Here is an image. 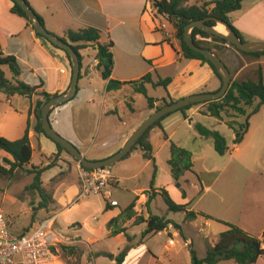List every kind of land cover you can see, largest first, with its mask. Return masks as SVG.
Segmentation results:
<instances>
[{
  "label": "rangeland",
  "instance_id": "374dc122",
  "mask_svg": "<svg viewBox=\"0 0 264 264\" xmlns=\"http://www.w3.org/2000/svg\"><path fill=\"white\" fill-rule=\"evenodd\" d=\"M243 5L244 8L251 5L256 6L251 18L247 21L252 27L264 28V0H246ZM240 15L241 11L235 12L233 18ZM167 24L169 29L173 31V25L170 22ZM249 38L251 37L248 36ZM95 46L92 45L91 50H82L81 52L84 57L83 77L79 81V91L73 98L74 104L79 105L76 108V113L82 124L80 129L71 128L67 124L69 120H64L59 113L51 115V124L55 130L79 149L84 148L77 144V140H87L91 143L94 138H97L99 132L103 134L119 129L122 122L132 115L130 106L136 108L143 117L146 115V97L128 86L122 93L107 94L106 108H116L118 115H112L109 120L100 119V104L98 103L106 94V83L98 71L85 75L88 64L93 61L92 49ZM234 50L237 51L235 48ZM242 55L247 62L258 60L250 55ZM225 58H227L230 71L232 70L233 73H236L238 68L245 64V61L237 64L234 59L228 60L230 54H225ZM262 60H264V56ZM260 65H262L264 77L263 61L261 64L256 63L247 67L239 79L252 78L257 80ZM149 67L151 66L148 63H143L131 73H126L120 67L117 70V76L137 78ZM142 68L143 70H141ZM169 71L171 70L161 69L159 73L164 77ZM149 95L161 97L165 95V90L161 86L150 87ZM92 99L96 101V106L91 105ZM4 104L2 103L0 107ZM258 104L259 100L253 106L247 107L248 113ZM194 107H199L203 113L207 109L205 104ZM202 114L197 115V121L211 129L218 130L227 139L230 150L227 154L220 155L216 152L212 139L201 137L193 127H185L186 133L176 136L174 141L179 142L180 146L193 153V172L187 173L183 178V181H188L184 183L188 194L187 199H183L181 191L175 187L173 180L170 182L167 177L166 173L170 174L167 160L169 146L165 152L167 155L161 153L158 157L157 167L158 171H161V176L160 180H155V186L160 185V183L164 185L163 187L169 185L170 187L167 189L170 190L176 202L187 203L191 201L190 208L195 211H202L216 219L237 224L253 236L261 238L264 231V105L260 106L258 113L250 117L249 128L244 134L243 141L238 144L234 141L237 136L235 129L239 128V124L247 121L246 116L238 114L231 108L223 112L222 118ZM63 115L68 117L69 113H63ZM57 119H60V122H57ZM230 123L236 126L231 128ZM120 147H114L100 153L94 152L89 154L88 158L109 153L114 154ZM235 147H240V149L237 150ZM40 154L41 152L35 149L32 158L34 165L32 166L28 165L19 169L12 175L0 173V209L4 211L7 219L11 222V229L15 232H22L25 228L30 229L38 225L42 220L53 218V229L67 243L59 245L56 257L50 264H116L114 260L104 255V251L118 254L128 244L126 236L124 234L116 236L115 231L128 223L126 207L134 193H137L138 196L133 200L136 203L134 208L136 216H134L135 223L131 225L130 234H137L133 235L132 244H136L142 239L141 233L144 227L138 224L140 222L137 218H144L148 214L145 202L147 200L146 192L151 189L152 167L144 168L146 159L138 150H134L129 157L112 166L113 171L120 178L119 182H111L113 198H116L120 203L116 208L107 210V201L102 195H89L82 198L79 197L78 193L73 198L78 187L77 184L70 186L66 195L63 196V205H59L54 195L56 192L59 194V192L66 190L69 183L78 181L73 166L79 162L66 151H59L47 160L41 158ZM63 154L65 155L63 159L68 163L69 169L64 168L59 171L55 167H57ZM50 162L53 163L54 168L45 174L46 184L42 185L44 193L49 196L45 202L39 191L30 187L34 181V174L28 170L33 166L44 167ZM197 176L201 178L204 186L202 194H200V182ZM60 181L64 184H67L68 181L69 183L67 185L61 184L59 191ZM137 205L139 210L136 208ZM150 208L154 214L174 220L182 226V233L170 225L166 229L168 233L157 234L147 241L151 249L172 255L175 264H192L190 247L196 249L199 257H204L206 246L208 244L214 245L219 234L228 229V226L222 222L207 219L200 215L195 220H185L184 212L168 210L161 195H157L151 201ZM169 239H173L174 243L170 244ZM72 240L76 241L70 243ZM167 244L169 248H167ZM166 258L171 260L169 256ZM163 261V264H168L167 259L164 258ZM137 263L139 260L136 259L134 264ZM139 264H152V261L144 257ZM220 264L236 263L229 261ZM256 264H264V255Z\"/></svg>",
  "mask_w": 264,
  "mask_h": 264
},
{
  "label": "crops",
  "instance_id": "0c3cea01",
  "mask_svg": "<svg viewBox=\"0 0 264 264\" xmlns=\"http://www.w3.org/2000/svg\"><path fill=\"white\" fill-rule=\"evenodd\" d=\"M28 1L32 5V7L43 17L47 29L60 37H67V32L69 30H79L90 26L98 28L101 32V43H106L109 41H112L114 43L112 51L114 53L115 66L111 76L113 79L120 81H134L142 78L149 72L152 73V78L155 82H157L160 78L172 77V81L168 85L167 89L163 87L165 90V95L161 97L151 96L157 100L155 103L156 106L161 105L162 99L164 98H173L174 100H178L195 93L214 92L217 91L221 86L220 80L216 77L213 69L208 63H204L199 59H186L182 56L180 42L175 36V28L173 31H171L169 29V25L167 24L169 20L165 16L156 15V11L153 8L151 0ZM210 1L213 0H189L188 4H202L204 2ZM13 5L14 2L12 0H0V50L5 55L16 56L21 67V75L18 77L19 81H22L30 86L37 87V92L46 91L50 94H61L65 92L71 84L73 72L71 60L68 58L67 53L61 48L54 46L51 42L43 39L42 37H39L37 33L27 25V21L23 17L12 12ZM255 7V5H251L247 8H244L243 5V8L239 10L241 11V15L239 17L233 18V13L235 12L231 13L230 17L234 25L241 30L247 40H264V28L252 27L247 21L249 18H251ZM160 33L161 35H159ZM199 36L201 35H197V39L199 40H203L206 42L212 41V38L210 37L203 38L202 36L201 38H199ZM248 36H250L251 38L248 39ZM218 44L223 46L219 50V55L229 68L230 65L227 61V58H225V54H230V58H228V60L234 59L237 64L245 61L244 56L234 50V48L230 47L228 44ZM91 47L92 46L81 49L80 53L82 52V50H91ZM92 50L93 61L92 63L88 64L85 75H88L91 72L93 73L94 71H98L101 75V70L99 69L98 60L96 58L97 47L95 46V48ZM221 53H223L224 55ZM262 57L252 62L245 61V64L242 67L238 68L236 73H233V71L231 70L232 77L234 79H239L241 75H243V72L247 67L256 63L261 64L264 61L262 60ZM150 61H152V63H150ZM83 62L84 57L82 60V77ZM143 63H148L151 67H149V69H146V71L144 70L143 73H141L142 76L139 75L140 77L137 78L117 76V70L120 67L126 73H131ZM4 69L6 71L7 77L12 80L13 76L9 69L7 67H4ZM161 69H168L171 71H169V73L162 77L159 73V70ZM141 70H143V68ZM104 81L106 83V94L103 95L102 99H100V102L98 103L100 104L99 116L101 120L105 118L109 120L112 115H118V110L116 108L113 109L112 107L108 109L106 108L108 102L107 94L109 95L110 93H122L128 86L132 87L135 92L137 91L132 84L123 85L118 90L108 91V81ZM146 87L149 94L150 87L154 86L148 83L146 84ZM40 98L41 96L38 94H34L31 98H28L19 94L8 95L4 92L0 93V106L2 103H5L4 106L0 107V136L6 137L10 140H16L22 138L29 127V136L31 139L32 147L34 149L33 153L35 149H38V152H41V158L47 160L48 158H51V156L59 153V150L57 144L52 139L47 137L45 134L37 133L35 130L37 119L34 114V106ZM115 99L117 98L115 97ZM91 105H97L94 99H92ZM77 107H79V105L74 104L72 99L69 102L55 108L51 115L53 113H59V115L63 116L62 118H64V120H69L67 124H69L71 128L77 130L80 129L82 125L76 113ZM154 110L155 109H151L149 107L147 101L145 117H143L141 113L136 110V108H133L131 109V117H129L126 121H123L122 126L119 127V129L114 130V132H104L103 134L99 132L97 138H94L91 143H89L87 140H77V144H80V146H83L84 148L80 149L81 152H83L88 157L89 154H92L94 152L100 153L110 150L114 147H122L130 134H132V132ZM63 113H69L68 117L66 115L64 116ZM186 114L187 116H185L181 112H176L167 117L162 122V128L155 127L150 132L149 141L152 145V154L154 157V161L146 159L144 157V151L140 147L135 149L140 151L144 159H146L144 168L148 169L152 167V175H154V172L156 170V179L158 180H160L161 176V171H158L157 167V160L159 155L161 153H164L166 156L167 153L165 152L167 147L169 146V157H167L169 165V159L171 155V141H174L176 136H180L182 133H186L185 127L195 128L196 123H198L196 117L198 114L202 113L199 107H192L186 111ZM191 118H194L193 124L189 123V119ZM57 122H60V119H57ZM235 148L237 150L240 149V147ZM111 155H113V153H109L103 156H94L91 159H104ZM64 157L65 155L63 154L61 156V159L59 160L57 167H55L58 168L59 171L64 168L69 169L68 163L63 159ZM32 165L34 164L31 161L30 166ZM78 165L79 164L73 166V171L75 170L78 176L77 182L69 183L68 181L67 184L69 183V185H67L66 183L64 184L61 181L59 183V191L61 184L68 186L63 192L61 191L59 192V194H57L56 192V194L54 195L55 199L59 202V205H63V196L66 195L71 185H78L73 198L78 193H80L81 178L79 175ZM49 170L43 173V186L46 184L45 181L47 179L44 176L47 172H49ZM166 174L169 181L171 182V180H173L171 173ZM114 175L115 179L113 181L119 182L120 178L115 171ZM184 176L182 177V182L185 187L184 183L188 181H183ZM172 182L174 184V181ZM163 186L164 185L160 183V185L158 184L156 187L160 188ZM168 187L170 186L167 185L166 188ZM137 196V193L133 194V197L131 201H129L127 207ZM113 199L116 200V198ZM186 199L187 198H185L184 200ZM118 206H112V208H116ZM136 208L137 210H139L138 205L136 206ZM148 216L149 213L144 218L146 219L148 218ZM134 218L135 217L128 218V223L120 228L125 229L126 233L131 236L137 234H130L131 225L135 223ZM9 224H11L10 221ZM138 224H141L144 227V230L147 227L146 222H140ZM163 232L168 233V230L160 231L156 234L148 235L146 237H142L141 233L142 239L140 241H142V243H139L140 241H138L136 244H134V247L129 251L123 264H134V261L136 259L139 260L140 263V260L144 257L148 260L151 259L152 264H163L164 258L167 259L168 264H175L173 262L174 260L172 255H169L167 253L165 254L163 253V251L159 252L156 249H151V247L148 245L147 241L149 238ZM121 234L125 235V233H118L116 236H120ZM75 241L76 240H72L71 242L74 243ZM65 242L67 241L65 240ZM169 243L173 244L174 240L169 239ZM167 248H169L168 244ZM104 252L113 253L111 251ZM168 256L171 258V260L166 258Z\"/></svg>",
  "mask_w": 264,
  "mask_h": 264
},
{
  "label": "trees",
  "instance_id": "16d2710c",
  "mask_svg": "<svg viewBox=\"0 0 264 264\" xmlns=\"http://www.w3.org/2000/svg\"><path fill=\"white\" fill-rule=\"evenodd\" d=\"M12 1L14 2V5L12 7V12L23 17L27 21V25L30 26L36 32L35 28L32 26L23 8L14 0ZM26 1L28 2L29 5H31L28 0ZM151 1L153 4V8L156 11V15L165 16L169 20V22L174 26L176 31L175 36L180 42L182 56L186 59H199L204 63H208L213 69L216 77L220 80L221 82L220 88H221L223 84L222 78L219 72L217 71V69L215 68V66L202 54L192 50L184 41L185 27L190 22L205 19L210 16H214L228 22L232 27V29L238 34V36L243 41H246L247 40L246 37L241 32V30L234 25L230 17L231 13L239 11L243 8V3L246 0H213L210 2H204L202 4H192V5L188 4L189 0H151ZM35 12L37 13L43 25L46 26L43 17L36 10ZM208 23L211 25H215L216 22L211 20L208 21ZM37 35L47 40L39 33H37ZM197 35H201L203 37H210L212 38V42L199 40L197 39ZM192 37L197 45L203 48H209L213 50L217 55H219V50L223 47L218 43H222L224 45L228 44L232 48L234 47L235 49H237V51H239L244 55H250L257 59L264 56V52L248 53L241 51L235 45L228 42L226 39L219 37L217 35H213L199 28H195L192 31ZM62 38L65 41L66 40L71 41L73 48L75 49V51L79 53L81 59V66H82L83 57L80 53V50L92 45H96L97 47L96 58L98 60V66H100L101 75L103 79L108 81L107 83L108 91L118 90L123 85L132 84L134 85L135 90L137 92L142 93L147 98L148 105L151 109H157L159 107L164 106L165 104L176 101L173 98H169V99L164 98L162 99L161 105L156 106L155 103L157 100L154 97L149 96L146 87V84L150 83L154 87L162 86L165 89H167L168 85L172 81V77L160 78L157 82H155L153 81L152 73L149 72L146 75H144L142 78L134 81H120L113 79L111 76L115 66L114 53L112 51L114 43L112 41L101 43L100 42L101 32L98 28L90 26L79 30H69L67 32V37H62ZM67 56L70 59L68 53ZM150 63H152V61H150ZM4 67H7L11 72L13 76L12 80L7 77ZM20 75H21V67L19 65L16 56L5 55L0 50V93L4 92L7 93L8 95L19 94L26 96L28 98H31L34 94L40 95L41 98L36 102L34 106V114L37 119L35 130L37 133L45 134V131L42 127V107L49 99H51L53 96H56L58 94H50L46 91L37 92V87H33L22 81H19L18 77ZM81 78H82V74L80 75V79ZM258 100H259V104L250 113H248L247 107L253 106L254 103ZM202 104L207 105L206 111L204 113L201 112L204 115H210L213 117L222 118L223 112L226 109L231 108L234 111H236L238 114L246 116L247 121L245 123L239 124V128L235 129L236 130L235 132L237 134L235 138V143L236 144L241 143L243 141L244 134L247 132L249 128L250 117L258 113L260 110V106L264 105V77H263L262 65L259 66L257 80L252 78H247L244 80L232 78V82L228 92L221 99L195 103L186 106L176 112H181L185 116H187L186 114L187 110H189L194 106H199ZM130 107L131 109H133L132 106ZM53 110L51 111V113L53 112ZM174 113H171L165 116L164 118H162L161 120L157 121L144 134V136L140 139L139 143L133 148L132 152L138 147H140L144 151V157L146 159L154 161V157L152 154V145L149 141L150 132L155 127L162 128V122L167 117L171 116ZM229 125L232 128L236 126L233 123L232 124L230 123ZM195 128L198 131V133L201 135V137L205 139L213 140L214 148L217 153H219L220 155H225L228 153L230 147L228 145L227 139L218 130L211 129L199 122L196 123ZM238 131H240V133H237ZM57 147L59 151H66L67 153H69L60 144H57ZM33 150L34 149L32 147L31 139L29 136V127L25 135L22 138L16 140H10L6 137L0 136V173L4 175H12L15 171L19 169H23L26 166L30 165L33 158ZM170 153H171L169 159L170 173L173 178L175 186L182 192V196L185 199L187 198V190L183 185L182 177L188 172H193V168H194L193 153L190 150L179 146L174 141H171L170 143ZM130 154H128L124 159L129 157ZM53 167H54L53 163L50 162L48 165L44 167L33 166L30 170H28L32 174H34V181L32 182L30 187L33 189H37L45 202L49 199V196H47L44 193V189L42 186L43 184L42 175L45 171ZM197 178L200 182V194H202V192H204V186L201 181V178L199 176H197ZM155 179H156V170L153 175L151 189L146 192L147 194L146 208L149 213V216L146 219L142 217L137 218L139 222L147 223L146 229L142 232V237H146L148 235H153L160 231H164L168 229L170 225H173L175 228L179 230L180 233H182V226L179 223H177L174 220L168 219L164 216L154 214L152 212L150 208L151 201L157 195H161L168 207V210L172 212H184L185 220L192 221L195 220L200 215L207 219H213L222 222L223 224L228 226L227 230L222 231L219 234V238L214 245L208 244L206 246V254L204 257L202 258L199 257L196 249L190 247L192 264H220L221 262H229V261H232L236 264H256L259 261V259L264 255V247H263L264 231L261 235V238H259L253 236L252 234H250L249 232H247L245 229H243L237 224L216 219L212 215L202 211L201 212L195 211L194 209L190 208L191 201L187 203H178L174 200V198L172 197V195L170 194L169 190L166 187L157 188L155 186ZM135 205L136 203L135 201H133L126 208L128 218H132L136 215V211L134 210ZM111 208L112 206L107 202V210ZM113 221L114 219L112 220V222ZM27 230L28 228H25L23 232ZM115 233L117 234L125 233V236L127 237L129 244H127L117 255L110 252H104V255L113 259L116 262V264H123L125 262V259L129 251L134 247V244H132L134 237L126 233L125 229H117ZM139 243H142V241H140Z\"/></svg>",
  "mask_w": 264,
  "mask_h": 264
},
{
  "label": "water",
  "instance_id": "95a60500",
  "mask_svg": "<svg viewBox=\"0 0 264 264\" xmlns=\"http://www.w3.org/2000/svg\"><path fill=\"white\" fill-rule=\"evenodd\" d=\"M17 2L23 10L26 12L32 26L35 28L36 32L46 38L55 46L64 49L70 56L72 64V79L69 88L56 96L49 99L42 107V127L45 134L52 139L55 143L60 144L65 148L83 167L88 169H98L106 166H112L116 163L122 161L128 154H130L133 148L139 143L140 139L144 134L159 120L165 116L179 111L180 109L195 104L199 102H207L212 100H219L226 95L228 92L231 82L232 73L227 66V64L222 60V58L217 55L213 50L209 48H203L197 45L192 37V31L195 28L202 29L213 35H217L226 39L231 44L235 45L239 50L256 53L264 52V40L253 39L243 41L238 34L232 29L230 24L222 19L214 16L207 17L205 19L196 20L190 22L185 27L184 31V41L186 44L195 52L202 54L207 58L217 69L222 78V87L214 92H201L191 94L189 96L180 98L174 102L165 104L162 107L155 109L127 138L123 146L119 151L113 155L104 159H89L81 150L73 144L71 141L63 137L58 133L51 124L50 113L53 109L69 102L78 93L79 80L81 75V59L79 53L75 51L70 40H63L62 37L56 35L55 33L49 31L46 26L43 25L37 13L31 5L28 4L26 0H14ZM215 21V25H211L208 21ZM223 25L225 32L218 30V26ZM100 69V66H99ZM194 118L189 119V123L193 124Z\"/></svg>",
  "mask_w": 264,
  "mask_h": 264
},
{
  "label": "built area",
  "instance_id": "2783aa9c",
  "mask_svg": "<svg viewBox=\"0 0 264 264\" xmlns=\"http://www.w3.org/2000/svg\"><path fill=\"white\" fill-rule=\"evenodd\" d=\"M78 168L81 178L79 197L102 195L111 206L119 205L111 191V182L115 179L111 166L88 169L79 163ZM52 222L53 218H48L25 232H15L0 209V264H50L59 245L67 243L53 229Z\"/></svg>",
  "mask_w": 264,
  "mask_h": 264
},
{
  "label": "bare ground",
  "instance_id": "6f19581e",
  "mask_svg": "<svg viewBox=\"0 0 264 264\" xmlns=\"http://www.w3.org/2000/svg\"><path fill=\"white\" fill-rule=\"evenodd\" d=\"M217 29L220 30V31L225 32V29H224V26L223 25H219Z\"/></svg>",
  "mask_w": 264,
  "mask_h": 264
}]
</instances>
